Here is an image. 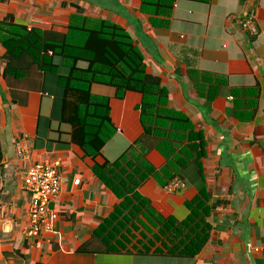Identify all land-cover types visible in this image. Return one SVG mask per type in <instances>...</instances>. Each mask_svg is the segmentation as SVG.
Instances as JSON below:
<instances>
[{
  "label": "crops",
  "instance_id": "obj_1",
  "mask_svg": "<svg viewBox=\"0 0 264 264\" xmlns=\"http://www.w3.org/2000/svg\"><path fill=\"white\" fill-rule=\"evenodd\" d=\"M149 2L0 0V20L10 16L29 29L63 32L71 17L79 16L129 34L144 54L147 73L167 90L169 108L183 113L203 137L201 191L209 209V239L198 255L178 264H264V0H175L172 10ZM251 14L256 37L240 27ZM4 55L0 46V264H145L133 244L107 253L96 236L120 201L93 172L143 137L140 96L127 92L118 99L115 88L93 84V95L110 100L115 132L92 159L70 142L67 126L53 122L46 136L39 135V118L51 115L52 97L44 94L37 71L21 79L4 74ZM22 141L33 161L62 162L61 193L49 206L58 220L41 234L39 245L25 237L31 197L22 188L26 164L16 152ZM147 160L156 170L166 164L156 150ZM199 190L192 183L168 192L149 178L138 192L157 214L183 222Z\"/></svg>",
  "mask_w": 264,
  "mask_h": 264
},
{
  "label": "trees",
  "instance_id": "obj_2",
  "mask_svg": "<svg viewBox=\"0 0 264 264\" xmlns=\"http://www.w3.org/2000/svg\"><path fill=\"white\" fill-rule=\"evenodd\" d=\"M154 1L159 10L164 6L172 10L175 0L169 5L164 0ZM147 3L149 0H144ZM0 46L5 49L4 74L21 79L37 71L42 90L52 97L51 115L39 118V135L46 136L53 122L67 126L70 142L92 159L101 154L115 132L110 100L93 95V84L115 88L118 99L127 92L140 96L137 109L143 137L113 163L93 168L95 176L120 201L95 234L107 253H119L126 244H133L132 250L145 264H157L154 256L163 263L175 259L178 264L198 255L210 233L206 221L209 209L201 191L203 137L183 113L169 108L167 90L158 77L147 73L144 54L130 35L107 21L79 16H72L63 32L29 29L9 16L0 20ZM151 150L166 160L160 170L147 160ZM149 178L163 187L176 178L186 186L197 184L200 194L187 204L190 214L183 222L163 218L139 194L138 189ZM158 242L160 246H156Z\"/></svg>",
  "mask_w": 264,
  "mask_h": 264
},
{
  "label": "built area",
  "instance_id": "obj_3",
  "mask_svg": "<svg viewBox=\"0 0 264 264\" xmlns=\"http://www.w3.org/2000/svg\"><path fill=\"white\" fill-rule=\"evenodd\" d=\"M240 27L242 32L250 37H256L259 34L254 14L243 20ZM16 147L18 157L26 164L22 188L31 197L30 225L25 237L29 240H36V245H39L41 234L52 231L58 220L57 213L51 210L49 206L61 193L63 184L62 162L59 159L33 161L25 142H19ZM79 184L80 179L74 181V185L77 186ZM185 188L186 183L179 178L174 179L165 187L168 192L184 190Z\"/></svg>",
  "mask_w": 264,
  "mask_h": 264
},
{
  "label": "water",
  "instance_id": "obj_4",
  "mask_svg": "<svg viewBox=\"0 0 264 264\" xmlns=\"http://www.w3.org/2000/svg\"><path fill=\"white\" fill-rule=\"evenodd\" d=\"M44 94H47V92H44Z\"/></svg>",
  "mask_w": 264,
  "mask_h": 264
}]
</instances>
